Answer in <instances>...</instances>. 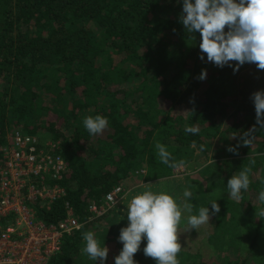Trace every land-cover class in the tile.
Returning <instances> with one entry per match:
<instances>
[{
    "label": "trees",
    "instance_id": "1",
    "mask_svg": "<svg viewBox=\"0 0 264 264\" xmlns=\"http://www.w3.org/2000/svg\"><path fill=\"white\" fill-rule=\"evenodd\" d=\"M181 13L182 0H0V149L23 134L65 163L54 182L65 196L50 209L35 206L46 225L69 211L82 222L92 218L64 238L50 264H98L82 254V233L107 213L95 219L88 207L134 180L169 178L176 169L159 161L155 141L185 166L206 164L191 185L199 190L191 214L211 210L214 200L220 206L207 225V252L182 248L179 264H264V217L255 215L264 207V128L251 99L264 90V70L246 63L234 73V63L201 60L200 34L187 33ZM186 101L194 104L182 123L173 112ZM96 115L109 123L93 136L83 119ZM244 167L251 184L237 202L226 185ZM185 222L181 216L183 247Z\"/></svg>",
    "mask_w": 264,
    "mask_h": 264
},
{
    "label": "clouds",
    "instance_id": "2",
    "mask_svg": "<svg viewBox=\"0 0 264 264\" xmlns=\"http://www.w3.org/2000/svg\"><path fill=\"white\" fill-rule=\"evenodd\" d=\"M180 22L188 34L199 32L201 60L206 55L207 62L219 68L232 67L234 63V73L246 63L264 70V0H182ZM206 75V70L202 69L198 79L204 80ZM251 99L256 124L264 128V90L252 93ZM108 123V119L101 115L83 119L84 128L93 136L107 129ZM198 131L197 127L185 126L186 133L196 134ZM241 139L245 146L250 144L248 133ZM154 148L161 163L172 169L185 166V161L177 162L159 141H155ZM227 150L238 154L233 147ZM212 162L215 163L214 160ZM250 173L251 168L244 167L227 180V191L232 200L243 201L242 193L247 192L251 184ZM183 197L184 202L178 203L167 192L151 190L133 196L128 204V224L119 230L118 241L123 247L114 257L115 264H137L134 255L139 252L142 241H146L144 256L152 258L155 264H179L177 253L182 246L178 242V229L182 212L187 214L185 219L189 231L209 224L212 215L220 212V206L214 200L210 202L211 210L202 206L198 209V215H192L194 205L186 202L193 197L190 188L184 190ZM258 202L264 205V190L259 192ZM255 215L264 217V207L259 208ZM82 239V254L92 261L99 260V264H105L109 249L100 246L95 233L85 231Z\"/></svg>",
    "mask_w": 264,
    "mask_h": 264
},
{
    "label": "built area",
    "instance_id": "3",
    "mask_svg": "<svg viewBox=\"0 0 264 264\" xmlns=\"http://www.w3.org/2000/svg\"><path fill=\"white\" fill-rule=\"evenodd\" d=\"M35 144V139L16 134L13 146L0 149V264H50L60 253L64 238L92 220L79 221L71 211L52 226L38 218L36 205L50 209L65 196L54 182L62 180L67 169L57 156L37 151ZM124 195L123 188H114L102 206L90 204L88 212L99 218Z\"/></svg>",
    "mask_w": 264,
    "mask_h": 264
},
{
    "label": "rangeland",
    "instance_id": "4",
    "mask_svg": "<svg viewBox=\"0 0 264 264\" xmlns=\"http://www.w3.org/2000/svg\"><path fill=\"white\" fill-rule=\"evenodd\" d=\"M194 102L186 101L183 105L177 108L173 115L181 117L182 123L186 121L189 112L192 110ZM202 164H205L201 162ZM189 165L184 166L183 168L176 169L173 174L166 180L157 182L149 181L145 182L144 180H134L127 183L125 187V195L121 199L120 203L112 208L107 215L102 219L92 222L90 226V231L95 233L96 238L100 241V246H106L108 251V258L105 264H115L114 257L117 256L123 247L122 243L118 241L119 230L121 227H126L128 224L127 221V210L128 204L131 198L137 194H140L146 190H151L153 192H167L177 199L178 203L184 202L183 192L186 188L194 190L193 197L188 199L186 202L192 203L194 200L199 199V190L197 186H191L194 181H197L195 176L202 170L203 165ZM206 165V164H205ZM161 183V184H160ZM191 186V187H190ZM186 213L182 212V218H185ZM187 226V221L183 226ZM208 224L200 226L197 230H188L187 235L184 238L186 244L182 248H189L188 250L192 252H207L205 245V239L207 232L210 228L207 227ZM188 229V227H187ZM202 242V246L199 247V243ZM146 244V241H142L140 245V250L134 255V259L138 264H155L151 261L150 258H147L143 254V248ZM153 260V259H152ZM99 264V260H98Z\"/></svg>",
    "mask_w": 264,
    "mask_h": 264
}]
</instances>
